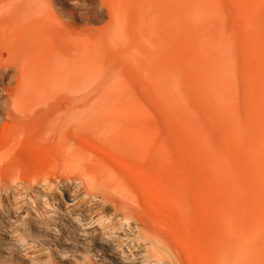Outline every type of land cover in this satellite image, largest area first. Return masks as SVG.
Instances as JSON below:
<instances>
[{
  "label": "bare ground",
  "instance_id": "6f19581e",
  "mask_svg": "<svg viewBox=\"0 0 264 264\" xmlns=\"http://www.w3.org/2000/svg\"><path fill=\"white\" fill-rule=\"evenodd\" d=\"M252 1L254 4H259L258 0ZM15 2L4 4L0 0V23L4 16H11L15 22L17 21L20 10ZM106 2L105 5H107ZM171 2L174 6L171 20L178 17L181 21L172 26L169 25L172 28L168 33L167 41L173 44L183 42V34L189 33L196 38L200 51L207 55L213 76L220 82L224 81L223 71L218 68L216 60L212 57L214 48L215 52L218 50L219 54L225 55L221 47V37L226 30L222 26L219 1L172 0ZM149 4L147 0H140L134 6L130 0H125V9L122 10L117 0H109L108 10L114 11L113 15L111 14L113 20L108 23L109 39L122 44L124 38L119 30L126 29L131 22L142 31L137 43H139L138 49L145 51L148 42L143 37V32L147 23L157 19L156 14H160L165 7L164 3H153V7H156L153 18L146 12ZM129 8H135L140 16L130 14ZM38 13L40 15V12ZM4 27L0 26V90L3 93V97H0V234L6 235L4 239L12 238V234H15L17 240L16 242L9 240L6 244L0 243V264H264V218L248 215V205L242 210L248 215L246 224L242 228L245 240L240 249L232 251V256L236 260L228 261L223 256L215 254L216 252L210 251L212 246H223L221 240L216 239L215 236L212 237L211 231H195L197 242L199 241L198 246H188L179 236L186 227L178 221L175 222L171 213L168 215V211L164 213L167 215L160 213L163 212L164 206L165 210L169 209L166 206L169 205L168 201H164V205L159 202L163 201L164 196L169 193L168 187L153 178H148L139 170V167L136 169L134 164H129V161L125 164L126 161L124 160V163L123 158L117 157L119 155L116 150L137 151L138 155H144L152 148L156 151L164 147L171 148L172 156L176 158H178L176 147L190 154L189 149L180 144L177 132H170V141H164L158 136L148 140L145 138L146 130L143 128L144 123L148 121V116L143 112L138 115L129 114L121 103H114L111 107L110 102L102 101L100 104L104 111L93 115L82 112L65 114L64 103L60 101L62 97L58 96L56 91L54 92L55 72L60 73L64 66L68 68L71 66L66 64L62 56L58 54L49 57L53 60L52 64L44 63V60L40 63L26 62L20 58L19 46L21 40L33 43V37L22 39V31L18 30L19 26L17 27L16 23L15 25L13 23L11 28ZM26 27L28 28V25ZM57 28L63 29L60 27L54 29L58 31ZM63 36L68 46H63L62 55L65 54L73 61L78 73L84 71L87 66L94 72H112L115 69V66L114 68L112 66L115 62L114 57H108L104 51L99 50L98 45L95 51L96 60L87 61L88 64L84 63L78 51L84 48L85 41L79 39L74 33L63 34ZM226 36L224 37L227 39ZM156 38L157 36L153 40L156 48L163 51L162 45L158 44ZM45 39L50 45L62 43L60 38L55 39L52 36L46 35ZM137 43L134 42L133 45L136 49ZM189 50L188 54H190ZM197 52L193 56H196ZM201 58L203 56L197 59L187 56V59H194L198 72L205 75L204 82L209 83L207 74L210 69L207 71L204 60ZM163 66V68L168 67ZM171 66L178 70L184 68L182 61L181 63L173 61ZM257 71L260 85L264 86V68L259 63ZM223 86L226 89V85L223 84ZM257 97L260 103L264 102V93ZM215 99L212 100L213 103ZM66 107L68 108V105ZM237 121L240 124L243 123L241 117L234 116L229 124L233 128H238ZM253 127L259 133L260 141L254 138L249 130L244 129L242 134L250 141V144L252 143L254 150L264 154V128L257 125ZM91 133L100 137L105 144L91 139L88 136ZM121 139H123L122 143ZM111 143L113 146H110ZM254 150L249 153L242 151L243 158L248 165L254 164L258 170L257 183L264 185V161L255 162L258 152ZM68 164L71 166L68 167ZM57 166L60 167L57 168ZM232 175L227 174L225 180L232 186V190L236 191L237 187L234 185ZM243 181L253 190L251 193L258 213L264 215V193L254 189V179L248 174H244ZM73 183H76L77 190L80 188L82 193L71 196L76 201L72 206H67L52 192L54 186L66 187ZM186 183L193 189L191 181ZM199 192L202 194L201 204H199L203 208L205 217L208 218L212 215L211 208L204 190ZM87 197L89 200L93 197L98 198L100 204L94 207L88 203L79 202L80 199ZM161 204L163 210L160 209ZM158 206L159 210L155 208ZM108 209L113 211L114 217L107 218L110 212ZM57 211H65L68 221L73 222L74 228L65 229L64 226L67 223L64 218L60 217L62 220H59L58 217L51 215L52 212ZM133 215L137 221L132 220ZM31 221L37 228L53 226L60 229L59 226L63 223L66 234H63V238L59 235L55 238L60 241L62 248L59 250L56 245L53 252V248L45 242L28 236L25 232L28 229L23 225ZM124 223L126 227H123ZM20 227L23 231H20ZM106 228L111 229L112 232H100ZM258 233L260 236L255 242L254 237ZM69 237L77 239L78 244L82 241L89 243L90 247H77L75 240L69 242ZM211 237L213 240L210 245ZM68 243L70 245L66 246ZM76 252H80L82 258H78ZM249 253L252 254V259L250 256L247 257ZM68 254L75 259L73 262L67 260Z\"/></svg>",
  "mask_w": 264,
  "mask_h": 264
},
{
  "label": "rangeland",
  "instance_id": "374dc122",
  "mask_svg": "<svg viewBox=\"0 0 264 264\" xmlns=\"http://www.w3.org/2000/svg\"><path fill=\"white\" fill-rule=\"evenodd\" d=\"M1 1L4 4H14L13 2L16 1V7L18 6L20 11L16 22L11 16H4L0 26L11 28L13 23L14 25L16 23V26H19L18 30L22 31H20L22 39L29 36L34 39L33 43L21 40L20 58L30 63H40L41 60H44V63L52 64L53 60L49 57L58 54L62 56L66 64L71 66V68L64 66L60 73L55 72L54 92L56 91L55 93L62 97L60 101L64 103L65 114L82 112L93 115L96 112L104 111L100 104L102 101L110 102L111 107L114 103H121L129 114L138 115L143 112L148 116V121L143 125L146 130L145 138L148 140L153 136H158L164 141H170V132H177L180 144L186 146L190 154L176 147L178 156L176 158L172 156L171 148L164 147V149L156 151L152 148L144 155H138L137 151L126 150L127 153L125 150H116L119 155L117 157L123 158L122 161L125 160V164L129 161V164H134V168L139 167V170L148 178H153L168 187L169 193L164 196L163 201L159 202L163 204L164 201H168L169 205L166 206L170 210L167 207L165 210V206L163 210L161 207L164 204H161L160 209L163 212L160 213L164 214L168 211V215L171 213L175 222L178 221L186 227L187 230L183 228L185 231H181L179 236L188 246H198L199 241L197 242L195 231H211L212 237L215 236L216 239L221 240L223 246H212L210 251L216 252L215 254L223 256L228 261H235L236 258L232 256V251L240 249L243 245L245 237L242 228L246 224L248 215L264 218V215L258 213L254 204L252 188L243 181L244 174H248L250 178L254 179V189L264 193V185L257 183L256 180L257 168L252 162L248 165L243 158L244 152L249 153L254 149L252 143L250 144V141L242 134L244 129L249 130L252 136L260 141L261 137L253 126L264 128V102L260 103V100H257V96L264 93V86L260 85L257 77L258 63L264 68V0H258L259 4H254L252 0H218L221 6L222 26L226 30L224 36L228 34L227 39L223 35L221 37V47L226 56L219 54L218 50L215 52L214 48L212 57L216 60L218 68L223 71L224 81L222 82L213 76L207 55L198 48L196 38L189 33H184L183 42L173 44L167 41L172 24L181 21L178 17L171 20L174 11L172 0H147L150 4L147 6L146 12L150 17L154 18L156 13L153 3H164L165 7L160 14H156L157 19L147 23L143 32V37L148 42L145 51L138 49L137 40L141 37L142 31L134 23L130 22L126 29L120 27L119 33L124 38L122 44L109 39L108 23L112 22L111 14L113 15L114 12L112 9L110 12L108 10L109 0ZM117 1L120 8L125 9V0ZM130 1L134 6L140 2V0ZM128 11L132 15L140 16L135 8H129ZM172 21L174 22L172 23ZM157 23L159 24L157 25ZM56 27L66 30L57 28L60 31L58 32L54 29ZM70 33L76 34L79 39L85 41L84 48L82 47L78 51L84 63L88 64L87 61L96 60L95 51L98 45L99 50L104 51L108 57H114L116 64L114 62L112 66L113 68L115 66V69L112 72H94L87 66L84 71L78 73L73 61L65 54L62 55L63 46H68L63 34ZM46 35L55 39L60 38L62 43L47 44ZM155 36H157L158 44L162 45L163 51L156 48V44L153 42ZM38 37L39 39H37ZM134 42L137 43V49L133 46ZM190 48L192 50H189ZM188 50L190 54H188ZM196 51H198L197 55L193 56ZM188 55L196 59L203 56L201 59L204 60L207 71L210 69L207 74L209 83L204 82L205 75L198 72L194 59H187ZM173 61L180 63L182 61L184 68L179 70L174 68L171 66ZM163 65L168 67L163 68ZM223 84L226 85V89ZM0 97H3L1 90ZM217 97H219L218 100ZM214 98L216 99L213 103ZM234 116L241 117L243 120L241 124L237 121L238 128H233L229 124ZM88 136L100 144H105L94 133L88 134ZM121 140L122 143L123 139ZM110 146L113 144L111 143ZM166 149L169 151L166 152ZM254 151L258 152L255 162L264 161V154L261 151ZM114 162H117L115 158ZM69 166L71 164H68ZM59 167L57 166V168ZM227 174H233L236 191H233L232 186L226 182ZM186 181L192 182L193 189L188 186ZM75 185L76 183L66 187L54 186L52 193L60 198L65 205L72 206L76 200H73L71 196L82 191L80 188L77 190L78 187ZM200 190H204L206 200L211 208L212 215L208 218L205 217L200 205L202 198ZM99 201L96 197H93L92 200H89L88 197L79 200V202H85L94 207L100 204ZM246 205L249 206L248 215L242 211ZM145 208L142 209L147 211ZM155 208L159 210V206ZM201 209L202 211H200ZM108 212L107 218L115 216L110 209ZM51 215L58 217L59 220H62L60 217L64 218L67 223L64 226L65 229L74 228L73 222L68 221L65 211L52 212ZM132 220L137 221L134 215ZM23 226L28 229L25 231L28 236L45 242L46 245L53 248V252H55L56 245L59 250L62 248L60 241L55 238L58 235L63 238V234H66L63 223L59 226L61 230L53 226L37 228L32 221ZM123 227H126L125 223ZM178 227L180 228L179 225ZM119 230L121 229L119 228ZM20 231H23L22 227H20ZM100 232L111 233L112 231L106 228ZM5 236V234H0L1 244H6L9 240L14 242L17 240L15 234H12V238H6L7 240L4 239ZM259 236L260 233L254 237L255 242ZM68 240L69 242L75 240L76 243L78 241L71 237ZM69 245V243L66 244V246ZM76 246L89 248L90 244L82 241ZM76 256L82 258L80 252H76ZM248 256L250 259L253 258L251 253ZM67 258L68 261L75 260L70 254Z\"/></svg>",
  "mask_w": 264,
  "mask_h": 264
}]
</instances>
